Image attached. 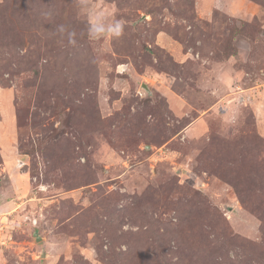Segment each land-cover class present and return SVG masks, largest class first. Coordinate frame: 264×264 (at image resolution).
Here are the masks:
<instances>
[{
	"label": "rangeland",
	"instance_id": "rangeland-1",
	"mask_svg": "<svg viewBox=\"0 0 264 264\" xmlns=\"http://www.w3.org/2000/svg\"><path fill=\"white\" fill-rule=\"evenodd\" d=\"M89 4L0 0V264H264V0Z\"/></svg>",
	"mask_w": 264,
	"mask_h": 264
},
{
	"label": "clouds",
	"instance_id": "clouds-1",
	"mask_svg": "<svg viewBox=\"0 0 264 264\" xmlns=\"http://www.w3.org/2000/svg\"><path fill=\"white\" fill-rule=\"evenodd\" d=\"M82 8L86 9L87 16V34L91 40H100L102 38H120L124 34L125 23L118 19L114 12L109 13L102 9H93L90 7L89 0H80ZM58 32L67 38L70 45L77 43L78 33L68 25H59Z\"/></svg>",
	"mask_w": 264,
	"mask_h": 264
},
{
	"label": "water",
	"instance_id": "water-1",
	"mask_svg": "<svg viewBox=\"0 0 264 264\" xmlns=\"http://www.w3.org/2000/svg\"><path fill=\"white\" fill-rule=\"evenodd\" d=\"M36 238H37V239H39V236H38V235H36Z\"/></svg>",
	"mask_w": 264,
	"mask_h": 264
}]
</instances>
